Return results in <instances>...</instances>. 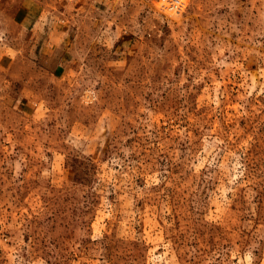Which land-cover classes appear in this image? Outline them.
Listing matches in <instances>:
<instances>
[{
  "label": "rangeland",
  "instance_id": "374dc122",
  "mask_svg": "<svg viewBox=\"0 0 264 264\" xmlns=\"http://www.w3.org/2000/svg\"><path fill=\"white\" fill-rule=\"evenodd\" d=\"M0 264H264V0H0Z\"/></svg>",
  "mask_w": 264,
  "mask_h": 264
}]
</instances>
